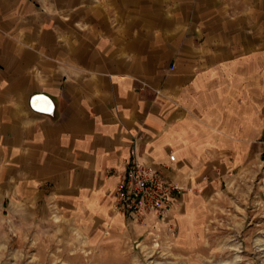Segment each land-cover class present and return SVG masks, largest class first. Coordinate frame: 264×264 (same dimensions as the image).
I'll return each instance as SVG.
<instances>
[{
  "label": "crops",
  "instance_id": "crops-1",
  "mask_svg": "<svg viewBox=\"0 0 264 264\" xmlns=\"http://www.w3.org/2000/svg\"><path fill=\"white\" fill-rule=\"evenodd\" d=\"M259 29L264 0H0V204L116 233L134 157L181 188L165 213L192 220L257 155Z\"/></svg>",
  "mask_w": 264,
  "mask_h": 264
},
{
  "label": "rangeland",
  "instance_id": "rangeland-1",
  "mask_svg": "<svg viewBox=\"0 0 264 264\" xmlns=\"http://www.w3.org/2000/svg\"><path fill=\"white\" fill-rule=\"evenodd\" d=\"M258 33L263 36L264 29ZM264 54V42L258 46ZM247 99L258 102L257 155L194 207L192 220L124 216L116 233L42 205L0 204V264H264V55ZM250 97V98H249Z\"/></svg>",
  "mask_w": 264,
  "mask_h": 264
},
{
  "label": "built area",
  "instance_id": "built-area-1",
  "mask_svg": "<svg viewBox=\"0 0 264 264\" xmlns=\"http://www.w3.org/2000/svg\"><path fill=\"white\" fill-rule=\"evenodd\" d=\"M181 188L168 181L157 169L134 157L125 163L114 194V208L128 218L152 213L163 215Z\"/></svg>",
  "mask_w": 264,
  "mask_h": 264
}]
</instances>
